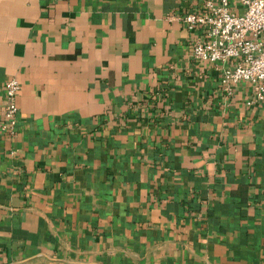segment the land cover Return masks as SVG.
<instances>
[{
    "label": "crops",
    "instance_id": "obj_1",
    "mask_svg": "<svg viewBox=\"0 0 264 264\" xmlns=\"http://www.w3.org/2000/svg\"><path fill=\"white\" fill-rule=\"evenodd\" d=\"M202 2L0 0V264H264V102L191 58Z\"/></svg>",
    "mask_w": 264,
    "mask_h": 264
},
{
    "label": "built area",
    "instance_id": "obj_2",
    "mask_svg": "<svg viewBox=\"0 0 264 264\" xmlns=\"http://www.w3.org/2000/svg\"><path fill=\"white\" fill-rule=\"evenodd\" d=\"M232 3L242 13L233 10ZM178 20L189 33L200 31L190 41L194 61L225 65L220 77L223 93L230 96L236 85L247 83L252 87L247 105L264 102V0H203L200 7ZM2 89L0 134L13 136L20 85L12 78Z\"/></svg>",
    "mask_w": 264,
    "mask_h": 264
}]
</instances>
